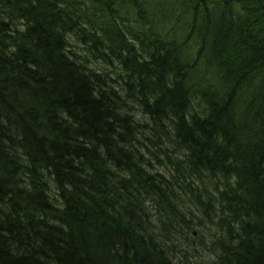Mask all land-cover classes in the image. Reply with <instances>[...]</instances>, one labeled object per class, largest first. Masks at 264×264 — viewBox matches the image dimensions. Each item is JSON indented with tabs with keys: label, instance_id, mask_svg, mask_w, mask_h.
Wrapping results in <instances>:
<instances>
[{
	"label": "trees",
	"instance_id": "1",
	"mask_svg": "<svg viewBox=\"0 0 264 264\" xmlns=\"http://www.w3.org/2000/svg\"><path fill=\"white\" fill-rule=\"evenodd\" d=\"M0 264H264V0H0Z\"/></svg>",
	"mask_w": 264,
	"mask_h": 264
},
{
	"label": "rangeland",
	"instance_id": "2",
	"mask_svg": "<svg viewBox=\"0 0 264 264\" xmlns=\"http://www.w3.org/2000/svg\"><path fill=\"white\" fill-rule=\"evenodd\" d=\"M200 231L202 232L203 235H204V234L206 235V234H208V232H209V231H208V228H206V227H205L204 229H201ZM211 234H213V232H212ZM198 238H199V235H198L197 232H196V235L193 237V241H194V240H197ZM192 253H193V252H192ZM202 257H203V258L205 257V252L203 253ZM198 260H199V259H198Z\"/></svg>",
	"mask_w": 264,
	"mask_h": 264
},
{
	"label": "bare ground",
	"instance_id": "3",
	"mask_svg": "<svg viewBox=\"0 0 264 264\" xmlns=\"http://www.w3.org/2000/svg\"><path fill=\"white\" fill-rule=\"evenodd\" d=\"M43 165H45V164H43Z\"/></svg>",
	"mask_w": 264,
	"mask_h": 264
}]
</instances>
